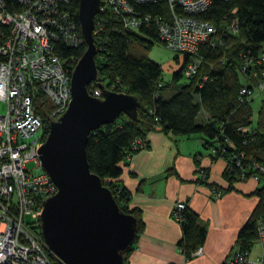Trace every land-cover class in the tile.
I'll list each match as a JSON object with an SVG mask.
<instances>
[{
  "label": "built area",
  "instance_id": "1",
  "mask_svg": "<svg viewBox=\"0 0 264 264\" xmlns=\"http://www.w3.org/2000/svg\"><path fill=\"white\" fill-rule=\"evenodd\" d=\"M71 0H0V264H53L47 255L41 237L39 219L43 202L55 196L57 186L42 169L39 150L45 143L48 126L60 119L71 101V62L64 58L59 45L80 50L86 46L79 20L70 9ZM215 0H99V13L95 16L93 36L99 38L107 18L113 19L122 34L154 28L156 38L164 48L178 59L171 70L180 71L186 78L195 75L202 65L196 58L201 45L222 47V36L237 31V19L225 30L198 18ZM226 1V0H216ZM161 6L159 15H142L136 6ZM236 10H232V14ZM97 56V55H96ZM188 61L185 63V58ZM259 67V68H258ZM263 68V69H262ZM247 74L249 83L241 86L238 100L251 103L264 94V55L255 63L245 59L241 74ZM207 81V77L202 78ZM96 83L89 86L92 97L101 98ZM42 95L45 103L36 102ZM42 111L43 115L38 112ZM248 134L250 129L241 128ZM228 147L234 148L232 143ZM134 148L145 150L141 140ZM218 150L211 149L210 159H216ZM223 153V151H222ZM233 162L240 181L258 182V176L247 177L248 169L261 173L264 168L250 163L242 165L241 158ZM31 164L32 168L27 169ZM197 171L207 181V171ZM232 172V167L229 168ZM213 191L218 200L220 192ZM186 208L184 203L173 207L175 217ZM25 217L32 220L25 222ZM258 253L232 251L224 264H264V215L256 224ZM200 247L193 254H201Z\"/></svg>",
  "mask_w": 264,
  "mask_h": 264
},
{
  "label": "trees",
  "instance_id": "2",
  "mask_svg": "<svg viewBox=\"0 0 264 264\" xmlns=\"http://www.w3.org/2000/svg\"><path fill=\"white\" fill-rule=\"evenodd\" d=\"M79 3L80 0L70 1V9L75 18ZM212 3L198 18L212 22L220 31L225 30L233 19H237V31L234 34L225 32L221 38L222 47L201 45L196 53V58L202 59L199 71L191 78L185 77L186 82L169 98L165 97L166 91L171 83H177L182 78L183 67L179 72L173 73L172 82L163 81L160 65L147 57L153 45L152 41L141 36L159 42L154 28H143L123 35L115 21L107 18L101 36L94 37L98 83L115 94H128L140 104L136 119L131 120L129 116L120 115L114 123L91 133L86 146L89 170L112 192L120 211L136 220L137 237L130 252L143 231L144 223L142 213L131 208L130 194L122 187L120 177L123 170L120 165L127 164L129 157L142 151L134 148L136 140H141L144 147L149 149L147 138L151 132H163L178 139L199 136L203 148L209 151L217 149L216 159L224 161V176L230 184L227 192L233 190L232 183L247 181H240L233 162L235 156L238 158L243 154L240 160L246 168H250L249 164L252 162L264 168V101L257 122H254L247 109L249 104L243 105L238 100L241 86L249 83L248 75L241 74L245 59L255 63L263 55L264 0H215ZM136 9L144 16L155 17L161 13V6L158 4L136 6ZM232 10H236V14H232ZM85 48L86 46L80 50H69L59 45V53L64 58L73 57L71 71L84 54ZM184 58L186 63L188 58ZM175 62H178L177 57ZM205 76L207 81L202 79ZM95 86L99 87L98 84ZM90 90L88 87V91ZM35 97L37 103H45L42 95ZM38 113L44 116L42 111ZM248 127V134L239 130ZM229 143L233 144V149L228 147ZM199 168L197 166V171ZM251 174L258 176L259 187L250 197L257 198L258 203L235 240V249L239 252L253 247L256 242L257 221L264 215V171L256 173L250 168L247 177ZM201 181L203 184L207 182L202 179ZM173 217L179 222L182 233L177 242V250L188 261L193 257L192 253L204 245L206 226L199 220L198 214L188 207L176 217L173 211ZM129 253L124 255L125 259ZM47 255L53 264H57L48 250Z\"/></svg>",
  "mask_w": 264,
  "mask_h": 264
},
{
  "label": "water",
  "instance_id": "3",
  "mask_svg": "<svg viewBox=\"0 0 264 264\" xmlns=\"http://www.w3.org/2000/svg\"><path fill=\"white\" fill-rule=\"evenodd\" d=\"M78 9L86 48L71 71L68 108L49 124L39 150L42 169L57 186L42 204L40 234L57 264H124L137 237L136 220L120 211L112 192L89 170L86 146L91 133L120 115L136 119L140 104L98 83L93 28L99 0H80ZM93 82L101 98L89 94Z\"/></svg>",
  "mask_w": 264,
  "mask_h": 264
},
{
  "label": "crops",
  "instance_id": "4",
  "mask_svg": "<svg viewBox=\"0 0 264 264\" xmlns=\"http://www.w3.org/2000/svg\"><path fill=\"white\" fill-rule=\"evenodd\" d=\"M147 143L149 149L120 165L122 187L130 194L131 208L142 213L144 223L124 264H224L223 260L237 250L235 240L258 203L250 195L259 186L251 180L232 183L233 190L227 192L226 165L221 159H210V151L203 148L199 136L178 139L151 132ZM197 166L208 173L204 184L196 173ZM211 187L222 192L218 200ZM176 203H184L206 226L201 254L188 261L177 250L182 233L173 217ZM252 248L255 256L257 248Z\"/></svg>",
  "mask_w": 264,
  "mask_h": 264
},
{
  "label": "rangeland",
  "instance_id": "5",
  "mask_svg": "<svg viewBox=\"0 0 264 264\" xmlns=\"http://www.w3.org/2000/svg\"><path fill=\"white\" fill-rule=\"evenodd\" d=\"M143 39H147L148 41H152V47L150 48L151 50L147 53L148 59L156 63L157 65L159 64L161 69L163 70L162 73V78L163 81L165 82H172V75L173 73L171 72L170 69H172L175 65V57H177L173 52L167 50L160 44L158 41H153L151 38H148L147 36L141 35ZM263 51H264V43L262 45ZM186 82L185 77L182 76L180 80L177 83H171L169 88L166 91L165 97L169 98L170 95H174L175 93L178 92V89L180 85L184 84ZM254 100L249 103V106L247 109L251 112L252 115V121L257 122L258 119V113L260 110V107L262 106V102L264 101V94L258 95L256 98H253ZM2 108L0 106V112H2ZM201 119V118H199ZM195 137L197 135H194ZM32 168V165L29 164L27 166V169ZM25 222L27 224H31L32 220L29 217H25ZM253 247H256L254 245Z\"/></svg>",
  "mask_w": 264,
  "mask_h": 264
}]
</instances>
